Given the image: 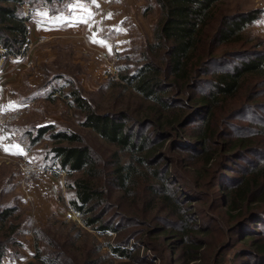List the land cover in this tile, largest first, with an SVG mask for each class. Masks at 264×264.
<instances>
[{
    "label": "trees",
    "instance_id": "1",
    "mask_svg": "<svg viewBox=\"0 0 264 264\" xmlns=\"http://www.w3.org/2000/svg\"><path fill=\"white\" fill-rule=\"evenodd\" d=\"M70 1L0 0V62L26 54L30 46L31 15L25 14L26 5L34 11L36 5ZM156 3L160 15L153 39L144 44L139 65L132 71L120 67L115 83V88L131 92L138 102L100 113L77 89L65 96L83 114L81 126L114 146L110 160H100L83 136L69 129L47 125L31 135L30 128L23 131L15 124L9 128L20 141L28 139V147L46 137L52 142L47 157L66 172V188L73 193L69 206L81 215L87 228L101 234L117 231L113 221H105L115 191L122 192L127 200L141 198L139 210L131 216L147 223L153 219L149 213L160 201L168 214V236L182 244L184 258L195 261L202 256L198 253L201 244L193 243V232L202 234L208 229L191 223V213L185 212L177 190L170 187V169L161 160L170 152L167 143L174 152L181 148L183 154L171 156V162L173 166H191L194 176L188 180L179 177L176 180L180 182L174 184H182L189 193L192 187L197 196L209 185L217 163L246 160L249 166L243 167L227 188H219L215 199L225 198L234 228L239 220H251V225L264 223V38L249 29L264 11L232 9L226 0ZM5 185L0 193L14 188L13 182ZM2 206L0 264L9 248L18 245L20 230L19 224L11 222L18 206ZM245 232L242 241L251 243L255 258L264 260V232L261 239H256L259 233L249 231V227ZM114 251L127 261L108 262L92 257L87 250L80 264L138 262L125 249ZM71 261L61 253L43 255L38 250L35 261L27 264H79Z\"/></svg>",
    "mask_w": 264,
    "mask_h": 264
},
{
    "label": "rangeland",
    "instance_id": "2",
    "mask_svg": "<svg viewBox=\"0 0 264 264\" xmlns=\"http://www.w3.org/2000/svg\"><path fill=\"white\" fill-rule=\"evenodd\" d=\"M226 1L232 9H262L264 11V0ZM41 6L43 5H36L35 9ZM24 11L26 15L30 14L32 17L33 11L29 5L24 7ZM151 12L152 15L155 14L152 9ZM159 15L160 11L156 16L157 21ZM249 29L253 34L264 38V15ZM152 39L142 35L122 54L115 50L113 60L109 66H106L107 68L102 65H93L92 58L88 54L84 56L83 63H77L76 53L69 47H58L54 62L35 63L34 50L37 45L45 43L42 40L34 44L30 43L26 54L20 56L25 58L22 64L19 57L3 59L0 67L9 62L13 71L23 68L26 74L31 76V85L27 86L22 93L32 101L29 100L25 107L18 110L21 112V118L14 124L22 127L23 131L30 128L31 135L36 133L38 127L47 125H54L59 130L75 131L83 136L85 143L91 147L100 160H110L115 150L114 146L103 141L92 130L81 126L83 114L65 96L77 89L100 113L113 111L114 107L116 109L125 108L126 103L133 104L137 99H134L131 92H122L115 88V83L119 81L120 67H126L129 72L139 65L140 51L146 41ZM23 144L29 156L21 160H29L44 171L46 170L42 181L51 177L52 182L60 185L61 188L57 192L52 213L47 216V212L40 204L34 205L30 198L26 197L31 185L24 183L18 166L14 163L13 171L16 176L13 178L14 180L20 178L22 192L17 191V188L1 192L0 205L18 206L11 222L19 224L20 230L17 236L18 245L9 248L2 264H27L35 261L38 250L43 255L61 253L70 261L79 264L83 253L87 250H90L92 257L103 258L108 262L127 261L118 257L114 251L115 248L128 251L138 260L135 264H258L257 261L259 263L264 261L255 258L251 243L242 241L247 233L245 229L248 227L249 231L254 232L255 230L259 233L255 236L256 239L263 238L260 234L264 232V223L251 225V220H239V226L234 228L230 223L226 204L224 205L225 198L215 199L218 197L217 190L227 188L232 180L240 176L242 168L249 166L246 160L235 159L226 164L217 163L214 166L215 170L211 172L212 177H209V185L203 189L204 192L201 195L197 196L191 192L192 187L189 188V193V190H186L182 184H174L180 182L176 180L179 177L188 180L194 176V173L191 166L179 163L180 166L178 164L173 166L171 156H180L179 154H183V151L178 148L174 152L170 143L166 144L170 152H165L161 163L170 169L169 176L173 179L170 187L177 190L185 212L191 213V223H196L197 227L202 229H208L202 234L193 232V243L201 244L198 253L202 256L193 261L184 258L182 244L178 243L176 238L168 236L167 229H170L166 224L168 214L167 210H163L160 201H158L159 204L155 203V208L149 213L153 219L147 223L142 218L131 216L134 211L139 210L141 198L127 200L122 197V192L115 191L112 207L105 221H113V226L117 231L101 234L95 229L87 228L82 222L81 215L69 206L68 202L73 193L66 188V172L60 171L56 165H53L50 157H47L52 142L46 137L33 147H28V139L23 140ZM254 158L250 156L249 159ZM5 186V183L3 185L2 182L0 183V189ZM170 190L173 189L170 188ZM198 198H203V201H198Z\"/></svg>",
    "mask_w": 264,
    "mask_h": 264
},
{
    "label": "crops",
    "instance_id": "3",
    "mask_svg": "<svg viewBox=\"0 0 264 264\" xmlns=\"http://www.w3.org/2000/svg\"><path fill=\"white\" fill-rule=\"evenodd\" d=\"M151 9L155 14L152 15ZM158 10L156 0H125L117 4H109L107 0H71L65 4L38 7L29 22V39L31 44L41 40L45 43L36 46L35 63L54 62L58 47H69L75 51L77 63H83L84 56L88 54L93 65L107 68L115 50L122 54L142 35L152 39ZM9 64L6 62L0 67V107L4 111H18L31 100L22 93L31 85V76L23 68L13 71ZM5 148L11 150L5 151ZM20 150L22 154H12ZM28 156L29 152L18 134L9 126L0 127L2 183L13 182L14 190L17 188L22 192L20 178H13L16 176L13 166ZM42 178L29 187L26 197L34 205L40 204L49 216L61 186L55 185L51 177L44 181Z\"/></svg>",
    "mask_w": 264,
    "mask_h": 264
},
{
    "label": "built area",
    "instance_id": "4",
    "mask_svg": "<svg viewBox=\"0 0 264 264\" xmlns=\"http://www.w3.org/2000/svg\"><path fill=\"white\" fill-rule=\"evenodd\" d=\"M125 0H107L109 4H117ZM19 60L22 62L25 61V58L19 57ZM21 118V112H7L1 109L0 107V127H7L11 124L16 123ZM18 169L23 178V181L27 185H33L36 180L45 175L46 170L38 167L36 164L32 163L29 160H20L17 162Z\"/></svg>",
    "mask_w": 264,
    "mask_h": 264
},
{
    "label": "snow or ice",
    "instance_id": "5",
    "mask_svg": "<svg viewBox=\"0 0 264 264\" xmlns=\"http://www.w3.org/2000/svg\"><path fill=\"white\" fill-rule=\"evenodd\" d=\"M93 2H94V0H93ZM45 15H47V13H45ZM79 22H82V21H76V23H79ZM95 42V41H94ZM14 147H17L18 148V146H14ZM5 151H10L11 149H9V148H5L4 149ZM12 154H22V150H20V151H16V152H13Z\"/></svg>",
    "mask_w": 264,
    "mask_h": 264
}]
</instances>
